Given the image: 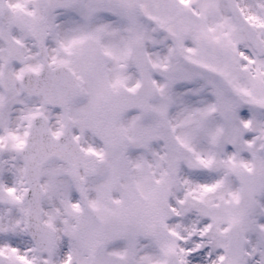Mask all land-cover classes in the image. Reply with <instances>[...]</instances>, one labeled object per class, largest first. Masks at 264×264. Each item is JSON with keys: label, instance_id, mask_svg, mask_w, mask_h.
I'll list each match as a JSON object with an SVG mask.
<instances>
[{"label": "snow or ice", "instance_id": "6c2138e0", "mask_svg": "<svg viewBox=\"0 0 264 264\" xmlns=\"http://www.w3.org/2000/svg\"><path fill=\"white\" fill-rule=\"evenodd\" d=\"M0 264H264V0H0Z\"/></svg>", "mask_w": 264, "mask_h": 264}]
</instances>
